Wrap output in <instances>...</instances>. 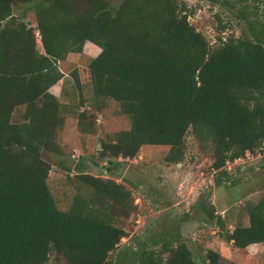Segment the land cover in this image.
<instances>
[{"label":"trees","instance_id":"obj_1","mask_svg":"<svg viewBox=\"0 0 264 264\" xmlns=\"http://www.w3.org/2000/svg\"><path fill=\"white\" fill-rule=\"evenodd\" d=\"M71 1L34 6L43 52L32 48L28 54L35 31L11 25L16 1L0 0V264H46L51 253L62 254L66 264H109V254L126 236L87 197L75 196L67 211L60 210L47 184L50 166L41 159L43 150L55 148V129L63 122L58 100L48 92L63 76L57 63L81 53L86 42L100 49L88 65L94 99L119 103L130 119L128 131L101 144L107 173L120 165L112 158H133L144 145L169 146L167 160L180 161L183 139L192 129L200 142L218 150L211 165L218 171L214 185L233 184L227 164L264 144V20L240 11L246 32L219 38L212 50L188 23L179 0H87L72 9ZM17 106H25L21 124L11 120ZM77 116L81 127L85 113ZM77 178L99 204H132L131 193L114 180L82 171ZM199 208L226 229L213 206ZM245 213L247 225L223 234L235 249L264 243V194L247 203ZM174 243L163 246L167 258L133 247L129 262L203 264L179 236ZM223 259L206 252L208 264Z\"/></svg>","mask_w":264,"mask_h":264},{"label":"rangeland","instance_id":"obj_2","mask_svg":"<svg viewBox=\"0 0 264 264\" xmlns=\"http://www.w3.org/2000/svg\"><path fill=\"white\" fill-rule=\"evenodd\" d=\"M14 1L15 19L11 25L24 24L35 31L31 37L33 46L27 48L28 54L32 48L43 52L34 6L48 5L52 0H33L29 4ZM84 1L72 0L70 8L87 5L88 1ZM100 1L117 4L120 0ZM24 5H29V8H22ZM179 5L188 23L204 36L212 50L219 45V38L238 37L246 32L244 21L237 17L240 11L246 10L252 20H264V0H179ZM90 61L88 57L81 58L78 63L80 73L77 69L72 70L71 76L79 92L72 85V93H66L71 100L81 103L86 119L81 127L76 126L79 108L71 112L75 118L65 122L63 117V122L55 129V148L43 150L41 154V159L50 166L47 184L57 207L67 211L75 196L87 197L95 202L93 208L100 216L124 230L126 236L109 254V264L117 260L130 264L129 250L133 247L138 250V246L152 249L167 258L163 246H175L177 236L199 263L208 264L206 252L211 249L224 258L219 264H264V243L235 249L223 238L226 230L248 224L245 205L256 203L264 194V144L227 164L226 170L232 176L233 184L222 181L220 186L214 185L218 171L211 165L218 150L210 142H200L192 129L183 139L180 161L167 160L169 146L144 145L133 158H112L120 165L107 173L105 168L109 165L99 154L101 144L109 143L120 132L128 131L130 119L122 113L119 103L111 99H94L88 70ZM73 67L66 65L60 69L65 72ZM24 110L25 106L15 107L11 120L21 124L25 120ZM60 115L63 116L62 112ZM78 171L123 185L131 193V206L127 208L113 201H101L99 204L92 189L77 178ZM201 203L214 207L215 215L222 218L226 229H220L206 217L199 208ZM46 264H66V261L62 254L51 253Z\"/></svg>","mask_w":264,"mask_h":264},{"label":"crops","instance_id":"obj_3","mask_svg":"<svg viewBox=\"0 0 264 264\" xmlns=\"http://www.w3.org/2000/svg\"><path fill=\"white\" fill-rule=\"evenodd\" d=\"M14 7V6H13ZM22 8H29V5H24ZM14 15V14H13ZM15 16V15H14ZM29 16V15H27ZM28 18V21L30 22V18ZM27 20V19H26ZM31 26H33V24L31 23ZM85 50H83L81 53L78 54H74L71 53L67 56V58L63 61H59L58 62V69L60 70V72L62 73V79L60 81H58L55 85H53L50 89H49V93L51 95H53L59 103V109L60 112H62L63 117H65V122L66 120H71L73 117V115H71V112H75L77 108H79V112H82L83 110L82 107H78V104L75 102V100H71L68 96H66V93H72L73 91V86L75 87V90H77V92H79L77 85L75 83V80L72 78V70H78V63L80 61L81 58H90L93 59L95 58L100 52H96L97 49L100 50L97 46L91 44L90 42H87L85 47ZM88 55H92V56H88ZM74 66L71 71H62L60 69V66ZM78 72L80 73V70H78ZM74 110V111H71ZM76 121V126H77V118H75Z\"/></svg>","mask_w":264,"mask_h":264},{"label":"built area","instance_id":"obj_4","mask_svg":"<svg viewBox=\"0 0 264 264\" xmlns=\"http://www.w3.org/2000/svg\"><path fill=\"white\" fill-rule=\"evenodd\" d=\"M36 36H38V33H37V35Z\"/></svg>","mask_w":264,"mask_h":264},{"label":"water","instance_id":"obj_5","mask_svg":"<svg viewBox=\"0 0 264 264\" xmlns=\"http://www.w3.org/2000/svg\"><path fill=\"white\" fill-rule=\"evenodd\" d=\"M100 147V146H99Z\"/></svg>","mask_w":264,"mask_h":264}]
</instances>
